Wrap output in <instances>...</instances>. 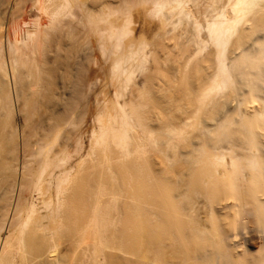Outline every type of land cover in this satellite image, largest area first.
I'll return each mask as SVG.
<instances>
[{"label":"bare ground","instance_id":"1","mask_svg":"<svg viewBox=\"0 0 264 264\" xmlns=\"http://www.w3.org/2000/svg\"><path fill=\"white\" fill-rule=\"evenodd\" d=\"M262 9L264 0H0V264H235L257 251L250 237L264 243V231L248 222L264 224V141L244 122L264 118V36L243 46L241 32ZM160 52L199 75L180 123L156 125L161 110L150 123L147 76L136 84ZM106 86L115 100L101 113ZM229 87L255 89L263 105L243 110L240 97L201 125L211 149L179 150L193 115ZM43 104L55 105L26 132ZM150 149L161 167L147 172ZM232 210L238 223L222 221Z\"/></svg>","mask_w":264,"mask_h":264},{"label":"rangeland","instance_id":"2","mask_svg":"<svg viewBox=\"0 0 264 264\" xmlns=\"http://www.w3.org/2000/svg\"><path fill=\"white\" fill-rule=\"evenodd\" d=\"M200 1H202V0H200ZM201 5H202V3H201ZM201 5H200V7L198 6L197 10L201 11L204 9V7H202ZM200 8H202V9L200 10ZM261 11L263 13L264 10L262 9ZM260 13L261 12H259V14L254 15L255 20H254L253 15L250 14L252 17L249 15L251 17V19L249 17L248 18L250 20L253 19L254 21L252 20L250 22L249 19L245 21V22L248 21L247 24L249 25L248 26L249 29L247 28L248 30H246V29H244V30L247 34H249V36L244 32V30H243L244 34H243V32H241L242 36L245 37V38H242L244 40L243 46H247L248 43H250V41H252V39H254L256 37L258 38V37L264 36V13L261 17H260V15H261ZM123 18H121V19L123 20ZM252 23H253V25H252ZM251 33H252V35H251ZM241 34L239 35L240 37H241ZM257 34L258 35L260 34V36H258ZM149 37L148 38L146 37V38H147V40H149V39L151 40V41L149 40V42H151V44H154L155 42L158 41V39H156L157 37L154 36V38H152L153 35L150 38ZM234 38H235V42H237L238 41L237 39H239L238 36H237V39H236V37H234ZM154 39H156L157 41ZM152 40H153V42H152ZM242 41H241V43H238V42H240V41H238L237 42L238 44L234 43V42L233 43L236 44L235 47H240L241 45L240 46H238V45L242 44ZM170 42H172V41H170ZM160 53H161L160 59H159V57H157L158 54H156V56H152L149 58V67H150L149 69L150 70H148L146 72L137 71V73H136V76H137L136 84L138 85V84L142 83L144 80V76H147V83H146V87H145L143 93L149 99L148 105L145 108L147 110V113H149V114H147V117L149 119L154 118L151 120V122L149 120L150 123H152V121L155 120V118H157L156 116H158L157 112L159 110H161V115H162L161 117H163L161 119H164V120L159 119V121H158L159 123H156V125L160 124V122H162V124L163 123H165V124L169 123L168 121H171V123H173V124L176 122L180 123L182 120H185L183 118H186L185 116L188 115V114H186L187 111L190 113V110L193 108V104L196 105L195 101L193 103L192 100H190V97L188 96V90L193 86H194V88H197V86H199V75H198V73H196L194 71H188V72L187 71H184V72L179 71L180 68L178 69V66H177L178 61H176L178 59H177V57H174V56H176V55H174V53L172 54V52H171V55L168 53L169 54L168 56L165 55V53H164L163 57H162V52H160ZM71 58L73 59V56ZM72 59H71V61H72ZM211 59L212 58L210 56V60ZM155 63H156V65H154ZM150 65H152V66H150ZM171 65H172V67H171ZM174 65H175V67H173ZM206 65H208V63H206ZM155 66H156V68H155ZM207 69L211 70L212 68L210 67ZM208 71L206 73L211 72V71L210 72H208ZM81 73H82V76L80 75ZM81 73L79 74V76H77L78 78L76 77L77 79H75V80L77 81L78 79H80L81 81H83V82H81L82 83L81 84V83H79L80 81L78 80L77 84H80L79 87L81 86V88H84V90H82L84 92V91H86L85 83H84L85 82V74L83 72H81ZM79 87L76 85V88H78V90L81 89V88L79 89ZM76 88L74 87L72 89L74 90ZM105 88H106V90H105ZM105 88L104 87L102 88L104 90L101 89V94H103L104 98L101 97L102 101H100L101 104L98 106L99 107L98 111L101 113L104 112L105 108H111L112 109L113 105H114V100H115V98H114L115 96L113 95L114 91L112 90V87L106 86ZM11 90H12V94H13L14 92H13L12 87H11ZM74 91L76 92L77 89ZM71 92H72V94H75V92L74 93H73V91H71ZM157 94L158 95L160 94V97L157 98L155 96ZM240 97H242L241 98V101H242L241 109H243V110H247V109L253 110V108L261 107L263 105L262 100L259 98V93L255 89L247 91L246 95L243 97V96L237 95L234 87H229V89L224 94H222L218 97L215 104H211V102H210L209 105L203 106L202 109L196 115H193L192 119L189 121V123H190L189 126L185 130V136H184L183 140L179 141V150L189 149L190 146L192 145V143L200 144V145L204 146V148H206V149H211V147H209L207 144L206 138L203 137V134L201 133V129H200L201 125H203L205 123L210 124V126L213 125L212 123L215 122V117L223 115L224 111L227 109H230V110L234 109L237 106V101L240 100ZM73 99H74V97H73ZM194 100H195V98H194ZM70 101L71 100H69V103H71V102L73 103L75 100L71 101V102ZM44 102L45 101H43L42 103H44ZM49 104H48V106H47V104H43L41 106H38L39 105L38 104L37 106L39 108L36 107V109L34 108L35 109L34 111L32 110L33 116L31 114H29L31 116H29L28 122H26L28 124L24 125V127L26 126L25 127L26 132H27V130H29L28 132L33 130L31 128L35 127L36 123L39 120H41V118L43 119L45 115H47L46 112L49 111V110L47 111L48 107H49V109H51V108L53 109V106L55 104L54 105L53 104L49 105ZM66 104H65V106H66ZM74 104H76V102ZM68 105L69 104H67V106H66L67 108L69 107ZM85 105L86 104H84L82 106V107H84L83 108L84 109V112H83L84 118H86L84 120L86 122H88V124H91V122L89 121L90 115H88V114H90L88 112L89 107H88V105H86V107H85ZM76 107L79 108V105L76 104ZM236 110H238V109H236ZM29 111H31V109H29V110L27 109L26 114H28ZM25 112H26V110H25ZM21 114H23V113H21ZM21 114L19 115L20 117L17 115H16V117H14V121H13L14 124L18 123V119L24 120V122H25V118L23 119V117H22L24 115H21ZM235 115H236V113H234V115H232V118H235ZM25 116L28 117V115H25ZM188 116H190V115H188ZM180 119H182V120H180ZM157 120H158V118H157ZM157 120H156V122H157ZM19 123L23 125V121H20ZM153 123L155 124V122H153ZM244 123L247 125V129L251 128V130H253L254 132L256 131L258 134H261V135H257L256 138H254L255 141L250 140V143H248L250 145L249 147H251V145H252V147H254L253 144L256 141H258V142L264 141V118H260L258 116H252V117L246 118ZM154 124H152V125H154ZM22 125H20V126H22ZM234 126L235 125L228 126V127H226V129L232 130ZM92 127L95 128V126L92 125V126H90V130L92 129ZM222 130H223V128L220 129L217 133H221ZM247 132H248V130H247ZM253 141H254V143H253ZM248 142H249V140H248ZM220 144L226 145L227 143H226V141H223V142H220ZM248 144H246V146H248ZM235 148L239 149L236 146H235ZM145 157L148 159L149 164H150V168L148 166H145V168H144L145 171L148 172L151 169L155 170V169H159L161 167V165L159 164L160 161L158 158V154L153 149H150L145 154ZM177 167L179 169H183L182 164H177ZM177 170L178 169L173 170L170 168L169 172H166V173L169 177H171V179H173L175 181L177 179V177L174 175V173H177ZM259 186L263 187V182H261L259 184ZM226 195L231 197L234 195V192L229 190L226 192ZM262 196H264V195L262 194ZM238 220H239V215H236L234 210H232L231 215L228 216L227 218L223 219L222 221H226V222H229L231 224H236V223H238ZM248 225L249 226H257L261 230L264 231V224L256 223L254 220H250L248 222ZM250 238H251V240L249 243V247H251L253 250H257V251H251L250 253H245L241 257H237L234 261L235 264H250L251 255L264 254V243H263L262 239L259 238L258 235H256V234H254V236H252Z\"/></svg>","mask_w":264,"mask_h":264}]
</instances>
